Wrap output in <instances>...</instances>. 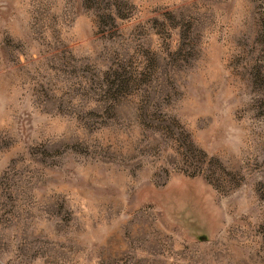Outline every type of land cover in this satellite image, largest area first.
Masks as SVG:
<instances>
[{"label":"rangeland","instance_id":"obj_1","mask_svg":"<svg viewBox=\"0 0 264 264\" xmlns=\"http://www.w3.org/2000/svg\"><path fill=\"white\" fill-rule=\"evenodd\" d=\"M0 264H264V0H0Z\"/></svg>","mask_w":264,"mask_h":264},{"label":"water","instance_id":"obj_2","mask_svg":"<svg viewBox=\"0 0 264 264\" xmlns=\"http://www.w3.org/2000/svg\"><path fill=\"white\" fill-rule=\"evenodd\" d=\"M192 235L194 236V237H200L199 239H204V238H206L207 237V234H204V232H201V234H197V233H192Z\"/></svg>","mask_w":264,"mask_h":264}]
</instances>
